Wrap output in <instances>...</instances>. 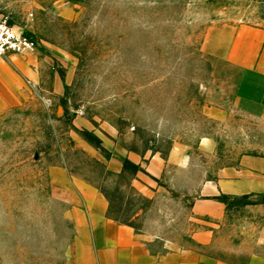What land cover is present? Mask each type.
<instances>
[{
    "label": "rangeland",
    "instance_id": "374dc122",
    "mask_svg": "<svg viewBox=\"0 0 264 264\" xmlns=\"http://www.w3.org/2000/svg\"><path fill=\"white\" fill-rule=\"evenodd\" d=\"M240 25L264 27V0H85L71 15H44L28 34L34 51L0 57L26 70L23 96L0 112V264H66L72 226L57 166L98 181L114 218L183 240L199 195L181 190L244 155L264 157V120L205 101ZM174 147L191 155L189 173L106 168L113 156L144 163Z\"/></svg>",
    "mask_w": 264,
    "mask_h": 264
},
{
    "label": "crops",
    "instance_id": "0c3cea01",
    "mask_svg": "<svg viewBox=\"0 0 264 264\" xmlns=\"http://www.w3.org/2000/svg\"><path fill=\"white\" fill-rule=\"evenodd\" d=\"M83 1L0 0V16H7L16 31L35 34L47 12L71 15ZM10 60L0 58V112L24 93L26 70L16 68L14 58ZM212 78L205 91L211 112L235 108L264 120V27H235L217 53ZM128 158L142 163L152 179L163 178L169 166L191 171V155L178 147L167 157L154 154L144 163L135 155ZM106 168L123 172L124 161L113 156ZM51 179L67 201L72 226L66 264H264L263 156L244 155L237 164L206 177L198 189H182L184 194L199 196L190 208L189 233L178 241L111 216L109 199L94 179L59 166L51 169ZM241 198L248 202L233 210L229 200Z\"/></svg>",
    "mask_w": 264,
    "mask_h": 264
},
{
    "label": "built area",
    "instance_id": "2783aa9c",
    "mask_svg": "<svg viewBox=\"0 0 264 264\" xmlns=\"http://www.w3.org/2000/svg\"><path fill=\"white\" fill-rule=\"evenodd\" d=\"M37 46L33 36L16 31L7 16H0V57L34 51Z\"/></svg>",
    "mask_w": 264,
    "mask_h": 264
},
{
    "label": "trees",
    "instance_id": "16d2710c",
    "mask_svg": "<svg viewBox=\"0 0 264 264\" xmlns=\"http://www.w3.org/2000/svg\"><path fill=\"white\" fill-rule=\"evenodd\" d=\"M93 138H95V137H93ZM140 169L141 168H140L139 164L132 162L130 159H125L123 173L124 172H129V171L135 173V172L139 171ZM221 198L226 200L228 197L227 196H223ZM126 223H128V222H126ZM129 224H131V223H129ZM131 225H133V224H131Z\"/></svg>",
    "mask_w": 264,
    "mask_h": 264
}]
</instances>
